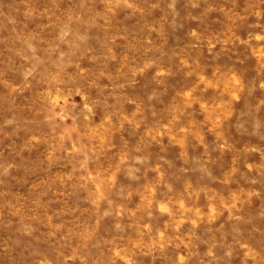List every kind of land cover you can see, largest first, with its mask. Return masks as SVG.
<instances>
[{
  "label": "rangeland",
  "instance_id": "374dc122",
  "mask_svg": "<svg viewBox=\"0 0 264 264\" xmlns=\"http://www.w3.org/2000/svg\"><path fill=\"white\" fill-rule=\"evenodd\" d=\"M0 264H264V0H0Z\"/></svg>",
  "mask_w": 264,
  "mask_h": 264
}]
</instances>
